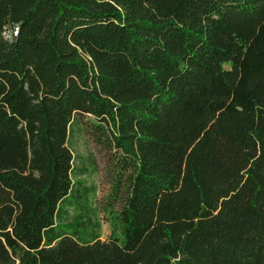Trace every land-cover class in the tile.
<instances>
[{"label": "trees", "instance_id": "16d2710c", "mask_svg": "<svg viewBox=\"0 0 264 264\" xmlns=\"http://www.w3.org/2000/svg\"><path fill=\"white\" fill-rule=\"evenodd\" d=\"M78 116L129 170L102 241ZM0 264H264V0H0Z\"/></svg>", "mask_w": 264, "mask_h": 264}, {"label": "rangeland", "instance_id": "374dc122", "mask_svg": "<svg viewBox=\"0 0 264 264\" xmlns=\"http://www.w3.org/2000/svg\"><path fill=\"white\" fill-rule=\"evenodd\" d=\"M2 35L8 38L7 31ZM90 121L88 116H78L70 125L66 145L72 154V181L78 182L79 189L88 191V231L102 241L110 233L109 220L123 200L129 170L120 168L121 153L111 149L107 134L95 130ZM74 216V208L67 209L65 219L73 220ZM78 220H82L81 217Z\"/></svg>", "mask_w": 264, "mask_h": 264}]
</instances>
